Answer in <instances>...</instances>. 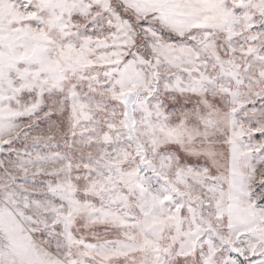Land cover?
<instances>
[{"label":"snow or ice","instance_id":"snow-or-ice-1","mask_svg":"<svg viewBox=\"0 0 264 264\" xmlns=\"http://www.w3.org/2000/svg\"><path fill=\"white\" fill-rule=\"evenodd\" d=\"M0 264H264V0H0Z\"/></svg>","mask_w":264,"mask_h":264}]
</instances>
